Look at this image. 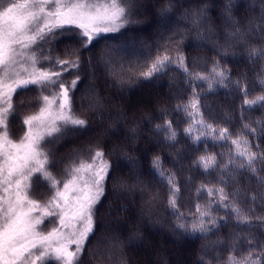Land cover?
<instances>
[{
  "label": "trees",
  "instance_id": "16d2710c",
  "mask_svg": "<svg viewBox=\"0 0 264 264\" xmlns=\"http://www.w3.org/2000/svg\"><path fill=\"white\" fill-rule=\"evenodd\" d=\"M11 2L20 3L22 0ZM4 3L7 6L8 0ZM121 6L127 11L125 18L118 22L117 30L97 35L87 47L80 43L78 37L70 38L73 34L63 29H56L43 43L42 47L47 49H42L44 52L41 54L54 65L55 72L61 73L59 79L68 89L73 115L86 122L83 126H62L60 133L45 138L47 143L40 142L39 149L51 157L48 160L49 174H57L60 178L61 174L68 172L67 177L70 178L71 171L64 169L67 161L77 156L78 162H94L95 153L99 151L103 153L99 160L107 162L111 170L108 184L113 180L116 184L122 179L131 186L140 174L143 176L154 169L152 158L154 153H158L175 166L190 167L191 171H184L193 178V182L199 178L212 184L215 182L214 192H219V188L227 196L226 202L219 201L215 205L216 211L223 215L225 213L221 211L227 209L230 216L223 215L208 233L186 236L187 232H180L169 222L164 232L141 220L138 214L143 209L125 204L126 197L134 196L139 200L138 188L129 187L127 193L121 195L115 186H107L95 212V227L84 242L79 264H107L103 255L109 256V260L115 257L114 248L100 240L105 226L109 227V238L115 235L123 246L128 243L127 247L118 250L116 258L122 256L130 264H203L206 261L216 264L219 262L215 261L216 258L220 260L218 264H222L224 250L231 246L245 253L254 247L261 249L258 263L264 264V104L257 103L244 109L240 99V96L251 97V94L264 97V54H252L264 52V0H124ZM79 31L74 28V32ZM154 43L157 46H153ZM106 50L109 53H105ZM172 52H178L183 62L193 60L197 64L210 65L209 71L224 70L231 82L229 89L216 87L217 94L208 95V110L228 132L226 142L219 146L222 150L217 152L214 149L216 164L208 170L196 162L192 166L194 156L188 154L189 151L180 152L167 147L162 136L167 127L158 126L159 121L162 123L167 116L178 118L177 111L170 114L169 103L172 105L176 100H184L191 89H202L208 84L196 77L188 89L186 73L182 74L181 67L174 64H169L170 71L160 72L146 85L139 86L136 81L128 89L126 83L128 80L133 82L136 67L151 59L147 56H171ZM63 58L76 61L77 66L56 63ZM209 71L205 68L197 75ZM74 80L76 84L72 87ZM55 90L18 89L12 94L13 111L7 122L10 139L18 142L25 136L28 126L23 124L24 119L40 114L44 105L42 97H52ZM222 90L224 95L231 97L232 106L226 103L224 95H220ZM246 119L256 121L258 125L243 127ZM241 151L246 153L244 157L238 155ZM249 153L257 157L251 167L247 162ZM120 157L123 162H120ZM55 159L57 161L53 162ZM40 180L43 179L36 181ZM40 183V187L34 183L36 190L48 186L46 181ZM182 190L186 191V188ZM109 201L114 208L112 206L107 213L104 209L101 213ZM236 201L245 206L244 211L250 215H247L250 218L248 222L242 223L239 218L237 222L231 216L232 205ZM35 212L40 214L39 209ZM203 243L207 244V253L201 251L199 254L198 249ZM70 248L74 251L75 245H70ZM46 258L50 264H59L55 253Z\"/></svg>",
  "mask_w": 264,
  "mask_h": 264
},
{
  "label": "snow or ice",
  "instance_id": "6c2138e0",
  "mask_svg": "<svg viewBox=\"0 0 264 264\" xmlns=\"http://www.w3.org/2000/svg\"><path fill=\"white\" fill-rule=\"evenodd\" d=\"M123 3L124 0H104V2L100 0H22L20 3L8 0L5 6L4 0H0V8L3 9L0 11V193H3L0 195V222H2L0 224V264H36V261H41L43 264L45 258L50 256L49 250L53 249V246L55 259L59 264H79L84 250L83 242L93 231L91 209L103 194L102 181L107 173L108 165L104 162L98 170L91 172L87 180L76 174L81 171H90L93 165L81 163L79 167H73L72 179L63 184L64 191H57L56 196L44 208L43 216H59L60 224L67 228L68 222L65 220V217L69 216L67 194L70 191H76V188L70 185H74L77 179L83 180L84 187L80 189L81 195L76 197L79 207L76 214L70 217L71 220H76L80 224L78 229L65 234L54 228L46 235L39 236L38 243L29 241V233L42 223V218L33 219L31 216V212L39 205L36 201L27 198L29 181L34 173L43 172L45 180L53 181V188L57 183L50 174L44 172L47 155L38 151L40 142L46 136L52 137L60 133L62 126H83L86 122L73 118L71 115L52 117L48 106L56 103L61 97L64 102L59 103V110L62 112L70 108L67 103L68 89L59 80L60 72L35 70L38 61L35 55L28 57L27 50L38 40H43L54 29H63L72 33L73 36L70 38L78 37L80 43L87 47L97 35L117 30V22L126 16L127 9L121 6ZM74 28L80 31L74 32ZM252 54L262 55L264 52ZM166 60L167 57L158 60L157 65L160 68L164 67ZM28 63L32 71H29ZM56 63L70 67L77 66L76 61L58 60ZM64 70L67 71V67ZM25 74L27 78H24ZM216 75L223 77L224 73L219 72ZM75 84L74 80L71 86L74 87ZM49 88H59L60 92L51 99L49 96L42 97L46 106L40 109V114L24 119L23 124L28 126V131L19 142L12 141L7 131L9 115L13 111L12 94L18 89L43 92ZM256 103L264 104V97H259L256 101H245V104L250 107ZM46 114L51 119V123L45 119ZM58 120L62 124H58ZM188 131L190 133L191 129ZM169 139L175 141V134H170ZM238 155L244 157L246 153L241 151ZM40 157H43V162ZM102 157L103 153L97 151L94 160L102 159ZM201 159L203 161V158ZM256 159L254 154H247L248 167H251ZM158 162L159 158L154 161L157 164ZM204 167L207 169L209 166L205 164ZM169 183L172 181L170 180ZM178 191L179 189L174 188L173 198L169 201L172 207L176 205L175 193ZM211 193L210 189L209 194ZM57 198L63 200V205L57 202ZM25 205L29 206L27 211H25ZM207 215V212L201 213V220L193 225V231L209 230L205 228L203 222V217ZM70 245H75L74 251H69ZM229 264H254V262L251 257L242 262L235 257H230Z\"/></svg>",
  "mask_w": 264,
  "mask_h": 264
},
{
  "label": "rangeland",
  "instance_id": "374dc122",
  "mask_svg": "<svg viewBox=\"0 0 264 264\" xmlns=\"http://www.w3.org/2000/svg\"><path fill=\"white\" fill-rule=\"evenodd\" d=\"M55 31L56 29H54L52 33H54ZM52 33L48 34L43 40H38L36 44L32 45L31 48L27 50L28 57L35 55L38 61V63L35 65V70L37 71L55 72L54 65H51L49 63L50 60H47L46 56L41 54L44 52L42 49L44 50L47 49L46 47L45 48L42 47L44 41L48 39V37ZM115 48L118 50V47H115ZM69 50L71 51L72 48H69ZM64 51L66 53L70 52L66 50ZM105 53H109V52H107L106 50ZM172 53L174 54L171 56L166 55V54L152 56L150 54V56H147V57L151 59L145 61L143 64H140L138 67H136V70H134V71H137V74L133 75L134 76L132 78L133 82L130 83L131 80L130 81L128 80L126 83L128 84V89L133 87L136 81H138L137 85L139 86L146 85L147 83L151 82L149 81L150 79H154L160 72L170 71L168 70L169 64L170 65L174 64V66L178 68L181 67L182 74L186 73L184 75L185 76L187 75L188 77L186 81V83L189 86L188 89L190 88L191 80L195 79L196 77H198L199 79L203 78L202 81L207 83L208 86L202 89L197 88V90L193 88L188 92L186 99L184 100L179 99L178 101L176 100L175 103H173L172 105L169 103L168 106H170V109H171L170 114L173 115L175 111H177L175 114L176 116H178V118L172 119L169 116H167L164 118V121L162 123H160L161 121H159L158 126L162 127V125H164L165 127H167L164 130L163 135H162L163 140L167 143V147L169 146L172 149L173 148L178 149L180 150V152L183 150L189 151L188 154L192 153V155L194 156L193 157L194 162L192 161V166L196 162V163H199V165H201L205 170H208L216 164V154L214 152V149L216 148L217 152H218V149L219 151L222 150V148L219 146H221L223 142H226L227 134H228L225 126L221 125L220 124L221 122L220 123L218 122V120L216 119V116H214L212 112L208 110L209 105H210L208 104V101H209L208 95L209 93L217 94L218 91L216 92L215 90L216 87H222L223 89H229V87L231 86V82L228 81L229 79L228 77H226L225 71L222 69L216 70V71L210 70V71H213L212 73H210L208 69L210 68V65L207 66V64L206 65L197 64L193 62V60L183 62L184 60L178 52H172ZM165 57H167V60L165 61V66L160 68L159 65H157V61L163 60ZM62 60H66V58L65 59L63 58ZM27 66L29 68V71L33 70L30 63H28ZM121 67L122 66H120V70H121ZM187 67L190 70L186 69ZM124 68L126 67L124 66ZM205 68L209 71L208 73H202L200 75H197L201 73V71ZM219 72L224 73L223 77L216 75V73H219ZM24 78H27L26 74ZM49 90L54 91L55 89L49 88ZM59 92H60V89L59 88L56 89L55 94L52 97H55L56 94ZM221 92L222 94L220 95H224V91L222 90ZM225 93L227 94L228 91L227 92L225 91ZM52 97H50V99ZM222 97H224V100L226 101V103L232 106L233 102L229 95H224ZM259 97H260L259 95L255 96L253 94H251V97L250 96L249 97L240 96L241 105L244 107V109L245 108L248 109L250 108V106L245 104V101H256ZM62 102L64 101H63V98L61 97L56 103H53L48 106V110L52 114V117H56L58 115H64V116L71 115L73 118H76L73 115V112L71 111V107L64 109L62 112L59 110L58 105L59 103H62ZM67 103L70 106L69 97H68ZM45 106L46 105L44 103L42 108H44ZM228 110L229 112H231L229 108ZM229 114L232 115V113H229ZM45 119L47 120L48 123H51V119L48 118L47 114L45 115ZM57 123L62 124V122L59 120L57 121ZM242 125L243 127L248 128L251 125H258V124L256 121L254 122L253 120L246 119V121ZM189 129H191L190 133L188 131ZM152 130L156 131L157 129L152 128ZM135 132L136 131H134V133ZM172 133L175 134V137H176L175 141L169 139V136ZM151 137L152 136H149V138ZM45 138L43 141L47 143ZM178 138H180V140ZM123 140H125V138ZM19 141L20 140H18V142ZM175 144L176 146L173 147ZM214 145L216 147H212ZM38 151L47 155V161L44 162V172L49 174V172H51L49 170L51 169L48 168V160H50L49 158L51 157L50 155L47 154L45 150L42 151L41 149L38 148ZM154 154L155 155L152 158V166L154 169H152L150 173H146L143 175L145 177V180L143 176H141L140 174L139 178L136 179L135 180L136 182H134V184H131V186H129L128 183H126V181L122 179H119L116 184H114L115 180L112 179L113 181H111L108 184L109 178L111 176V170L110 168L107 167V173L105 175L104 180L102 181L103 192L107 190V186H111V187L115 186V188H117L119 192H122L121 195H125L124 193L126 192V190L130 189L129 187L138 188L136 190L138 191L139 195L142 198L140 197L139 200H136L137 197L134 198L133 196V197H126L124 200V201H127L126 203L123 200L121 201L127 204V206H132V207L138 206V209H141V210L143 209V211L139 212L138 214L141 220L148 221L149 225H151L154 228H160V230H163L164 232H166V230L168 229V222H169L171 223V225H175L174 227L179 229L180 232L181 231L187 232L186 236L190 235V233L193 234L197 232L198 233H208L210 229L212 230V228H215L217 226L218 221L220 220L221 217H223V215L230 216L227 209H223L221 211L225 213L223 215L218 214V212L216 211L215 205H217L219 201L226 202L227 196L225 195L224 191L219 188H218L219 192L218 191L214 192L215 182L214 184H212L211 181H205L204 179H201V178L196 179L193 182V180H191L192 177H190L188 174H185V171H184V170L191 171L190 167L186 168L182 164L175 166L174 163L170 161H165L164 159H162L158 153H154ZM218 155L221 156L220 154ZM76 157L77 156H75L73 159H70V161H67V163L64 166V169L66 171H71L73 167H79L81 163L85 165H89V164L93 165V168L90 171H81L80 173L76 174L78 177L82 176L84 180H87L88 177L91 175V172L98 170L100 166L103 164L99 159H96L94 162L93 161L89 162L86 160L78 162ZM157 158H159L158 164L154 163V161H156ZM201 158H203V161ZM40 159L43 162V157H40ZM122 159L123 158L120 159L121 160L120 162H123ZM52 161L56 162L57 159L52 160ZM205 164H208L209 166L207 169L204 167ZM65 174L66 176H64ZM65 174L64 175L61 174L60 178H58L59 175L57 174H55L54 176H51L54 179V181L57 182L55 185V188L52 187V184H53L52 180L44 179L43 172H37L32 175L29 181L30 188L27 190V198L30 200L36 201L38 203L39 207H36L35 210L31 212V216L33 217V219L42 218V223L37 225L34 228V230L29 233V241H36L38 243L39 236L46 235L47 233L51 232L54 228L59 229L61 233L67 234L69 232L75 231L76 229L80 227V224L76 220L70 219L72 215L76 214L77 209L79 207L76 197L81 195L80 189L84 187V181L80 179H77L74 185H70V187H75L76 191L75 192L70 191L67 194L68 200H69V203L67 206L69 216L65 217V220L66 222H68V227L65 228L60 224L59 216H48V218L47 216L46 217L43 216L44 208L45 206L48 205V202L53 197L56 196L57 191H64L63 184L67 183L70 179H72V175L70 178L67 177V175L69 174L68 172H65ZM118 174H119V171L114 175V178H116ZM38 179H43L44 181L40 180L42 181V183H45L46 181V183H48V186L47 187L43 186L39 188L38 190H36L34 187L35 182H37L39 187L40 185H42L40 181H36ZM170 180L172 181V183H169ZM207 180H210V179H207ZM193 184L195 186H193ZM174 188L179 189V191L175 193L176 205L175 207H172L169 201L173 198ZM185 188H186V191L182 190ZM210 189L212 190L211 194H209ZM2 194L3 193H0V195ZM115 196H118V194L115 193ZM101 200H102V195L99 197L98 202H96L92 206V209H91L92 229L95 227V224H96L95 219L97 218V215L95 212L100 207ZM117 201H119V199ZM57 202L60 203L61 205H63L64 203L63 200H60L59 198H57ZM120 205L122 206V204ZM188 205L192 206L193 209L189 208ZM112 206L114 208V205L112 204L110 205V201L107 202L106 206H104V208L101 209V213L103 212L104 209H105L104 212L107 213L110 209H112ZM5 207H7V205H5ZM28 207H29L28 205H25V211H27ZM198 208L200 209L199 211H198ZM38 209H39L40 214L35 212ZM244 209H245V206H242V204H239V202L236 201V203L232 205L233 214L231 216H233V219L236 220L237 222H238L237 218H239L242 223L248 222L250 218L247 217L248 213L244 211ZM202 212L208 213L207 216L203 217V222H204L205 228L209 230L205 232H201L199 230L193 231V225L199 223V221L201 220ZM101 213L99 215L100 219H101ZM0 224H2V222H0ZM181 225H183V227H180ZM108 229H109L108 226L104 227V230L102 233L103 239L101 237L100 240L101 242L106 241V244H110L111 247L114 248L115 257H112L111 260H109L110 258L109 256L103 255L105 259H107V261L105 262L107 264H130V262H128V260L122 256L121 258H118V257L116 258V255H119L118 250L120 251V249L122 250L123 248L127 247L128 243L125 244V246H123L121 241L118 240L117 236L115 235H112L111 238L113 237L117 240H112L111 238H109L110 231H108ZM184 236H185V233L182 234V237ZM175 237H177V235L174 236L173 239H175ZM239 239L240 238L236 239L235 241L237 242ZM85 241L86 239L84 240V242ZM205 245L203 243L202 246L199 247L198 249L199 254L201 251H204L205 252L204 254L207 253ZM232 248H235V247L231 246L230 249L224 250L225 260L222 264H229L230 257H235L237 260L241 262L251 257L254 264H259L258 256L262 254L261 249L259 250V248L254 247L252 249H248L245 253L242 250L238 251ZM69 251H73V249L69 247ZM49 252H50V256L54 255L55 253L54 246H53V249L49 250ZM217 259L218 258H216L215 261L220 262V260L219 259L217 260ZM47 262L49 261H47V258H45V261L43 262V264H48ZM219 262H217L216 264H218ZM36 264H42V262L36 261ZM203 264H208V261L204 262ZM211 264H214V262Z\"/></svg>",
  "mask_w": 264,
  "mask_h": 264
},
{
  "label": "bare ground",
  "instance_id": "6f19581e",
  "mask_svg": "<svg viewBox=\"0 0 264 264\" xmlns=\"http://www.w3.org/2000/svg\"><path fill=\"white\" fill-rule=\"evenodd\" d=\"M153 46H157V44L154 43ZM153 50H154V49H152V51H153ZM156 53H157V52H156ZM235 87H236V86H235Z\"/></svg>",
  "mask_w": 264,
  "mask_h": 264
}]
</instances>
